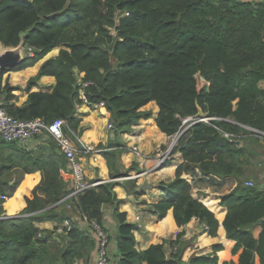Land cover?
<instances>
[{
	"label": "trees",
	"instance_id": "1",
	"mask_svg": "<svg viewBox=\"0 0 264 264\" xmlns=\"http://www.w3.org/2000/svg\"><path fill=\"white\" fill-rule=\"evenodd\" d=\"M126 12L128 15L123 16ZM27 30L24 45L35 50L27 65L54 49L58 54L41 64L25 89L29 91L43 75L53 76L55 86L49 93L30 92L28 105L17 108L9 104L15 88L1 86V78L24 64L0 70L1 103L9 115L47 122L64 119L76 131L78 119L74 114L77 105L83 103L78 95L77 72L91 82L84 88V97L103 102L102 109L110 113L116 132L128 133L141 118H149L152 112L143 108L154 102L157 128L167 136L181 132L171 152L179 153L182 162L167 185L168 199L155 204L159 218L171 208L178 227L198 218L208 227L209 235H215L218 222L191 196L193 184L181 175L193 179L199 172L204 177L201 180L208 177L213 183H217L214 176L234 177L235 188L221 196L220 205L226 208L222 226L226 237L235 241L232 253L241 249L237 264H255L257 257L264 264V189L245 185L257 158L248 146L255 140L254 133L243 127L264 131V88L259 86L264 81V2L0 0L1 44L16 46L19 34ZM196 105L212 120L184 123L195 116ZM235 140L242 144H234ZM114 146L122 149L119 144ZM116 149L105 153L111 169H115ZM51 150L57 155L55 146ZM53 161L42 167L41 180L25 194L21 216L0 218V264H74L79 258L93 261L96 241L89 226L86 230L73 226L57 234L55 229L42 231L33 224L44 218L60 222L69 218L65 207L58 211L72 192L58 174L66 161ZM4 171L0 167V177ZM115 185L100 183L76 198L70 197L69 202L74 213L100 226L109 245H116L112 263L187 264L180 252L168 258L164 244H152L140 252L134 249V227L118 211ZM8 191L7 183L0 182V194ZM2 203L0 198V208ZM106 207L113 208L117 222L116 233L110 235L104 224ZM258 222L262 231L255 238L251 228ZM39 232L43 237L37 239ZM189 264H217V259L195 256Z\"/></svg>",
	"mask_w": 264,
	"mask_h": 264
},
{
	"label": "crops",
	"instance_id": "2",
	"mask_svg": "<svg viewBox=\"0 0 264 264\" xmlns=\"http://www.w3.org/2000/svg\"><path fill=\"white\" fill-rule=\"evenodd\" d=\"M243 1L264 2V0ZM53 52L47 53L31 65L21 63L19 65L24 64V66L18 68L19 65H17L15 68L18 69L9 70L2 75L1 86L9 84L15 88L11 92L13 98L9 104L17 108H24L28 105L30 92L49 93L52 91L55 86V78L49 75L37 78L29 91L25 87L29 79L36 77L41 64L56 56ZM259 86L264 88V81ZM143 109L151 110L152 115L147 119L141 118L131 126L130 132L119 133L113 128L108 129L107 124L111 121L108 111L90 108L85 104L76 107L74 117L78 119V125L76 131L72 130L74 136H71L74 144L78 149L90 144L101 150L99 153L82 154L86 181L116 183L113 191L120 201L118 211L124 213L126 222L134 227V249L137 252L147 249L152 244H164L165 255L168 258L171 257V247H175L174 255L180 252L181 259L187 264L195 256L216 258L217 264L230 262L237 264L241 249L236 254L232 253L235 241L226 237L222 226L226 208L220 205L221 196L231 192L235 188L237 180L234 177L220 179L214 176L217 183H213L208 181V177L201 180L200 178L204 177L199 172L193 179L190 175H181L183 179L193 184L191 196L206 206L218 222L215 235H209L208 229L203 228L204 223L198 218H192L187 224L178 227L171 208L166 210L164 217L159 218L160 210L155 208V204L168 199L167 185L174 180L175 169L182 162V158L179 153L171 152L160 168L143 173L144 170L155 164L157 156L164 154L173 141V136L165 135L155 124L158 113L156 104L149 102ZM112 131H114L113 135ZM253 138L255 140L249 143V147L255 151L257 160L249 175L245 177V181H252L254 185H259L263 189L264 140ZM49 139L51 138L42 133L25 146L17 143L0 144V167L5 168L0 182H6L9 188L8 194H0V198L3 199L0 218L21 216V210L26 205L24 196L30 194L41 180L42 167H48L51 160H54L53 162L56 164L62 162L64 157L61 151L56 144L52 143L53 140ZM114 142L119 144L122 149L114 148ZM241 144L242 142L239 141L238 145ZM54 146L57 155H54L51 150ZM115 149L118 150L116 152L117 159L114 163L112 162L115 169H111L107 164L105 153ZM62 167H59L58 170L59 178L68 182L69 187L72 188L71 175L64 172ZM123 176H130V178L123 179ZM70 197L69 195L62 200L63 204L60 205L58 211H62L65 207L69 216L67 219L71 220L72 225L86 230L87 224L82 220L81 215L67 208L71 200ZM60 223L58 219L48 218L33 222L38 229L48 232L53 231ZM104 224L109 235L116 233L117 222L112 207L104 209ZM261 231L260 222L251 228V233L255 238ZM171 242H175V244H171ZM109 250L110 257L111 254H117L115 244H110ZM255 264H260L258 257L255 259Z\"/></svg>",
	"mask_w": 264,
	"mask_h": 264
},
{
	"label": "built area",
	"instance_id": "3",
	"mask_svg": "<svg viewBox=\"0 0 264 264\" xmlns=\"http://www.w3.org/2000/svg\"><path fill=\"white\" fill-rule=\"evenodd\" d=\"M128 15V13H123V16ZM113 31V29H111ZM26 47V57L29 59L34 58L35 50L33 47ZM91 82L83 80V74L77 72V86L78 95L83 99V103L90 108L102 109L103 102H91L84 97V88L90 85ZM78 106V105H77ZM205 119L204 121L208 120ZM185 123V120H184ZM109 129L113 128L111 122L107 124ZM248 130L254 133V136L264 140V131H258L249 127ZM46 134L50 137L57 145L58 149L61 151L65 161L66 167L64 172L71 175L72 180V192L71 197L76 198L79 193L86 190L87 188L94 187L100 184V181L87 182L86 175L84 172L82 164V154L99 153L101 150L90 144H86L83 148L78 149L76 144H74L71 136H74L73 131L68 127L67 121L64 119H55L51 122H47L41 118H35L31 120H24L17 117L9 115L5 108L2 106L0 101V143H17L21 146L27 145L34 137L39 134ZM226 136H231L226 134ZM172 144V143H171ZM171 146V145H170ZM173 149L170 147L161 156H157L155 164L151 165L148 169L144 170L143 173L153 171L154 169L160 168L164 161L167 159L169 153ZM130 176H123V179H128ZM247 186H253L252 181H247L245 183ZM264 189V188H263ZM67 208H70L68 205ZM82 220L87 224V228H91V233L95 237L96 247L94 253V263L93 264H113L110 258V253L108 249L109 239L105 230H103L96 223L87 221L85 216H81ZM72 222L69 219H64L62 222L56 226L55 232L57 234L65 233L72 228ZM205 230L208 229L206 225L203 226ZM43 237L41 232L37 233L36 238L40 239ZM170 254L174 255L175 247H171Z\"/></svg>",
	"mask_w": 264,
	"mask_h": 264
},
{
	"label": "water",
	"instance_id": "4",
	"mask_svg": "<svg viewBox=\"0 0 264 264\" xmlns=\"http://www.w3.org/2000/svg\"><path fill=\"white\" fill-rule=\"evenodd\" d=\"M28 32L29 30L19 34L20 40L16 46H3L0 42V70L14 68L15 66L23 63L27 59L26 47L24 45V37L28 34ZM196 108L197 111L195 116L187 118L185 120V123L188 121H192L190 124L192 125L196 122L204 121L205 119H207L201 107L196 105ZM209 119L212 120V118ZM113 132L114 131L111 132L112 135ZM180 134L181 132H178L173 136V141L170 146L171 149L175 147ZM233 143L238 145L239 141L235 140L233 141Z\"/></svg>",
	"mask_w": 264,
	"mask_h": 264
},
{
	"label": "rangeland",
	"instance_id": "5",
	"mask_svg": "<svg viewBox=\"0 0 264 264\" xmlns=\"http://www.w3.org/2000/svg\"><path fill=\"white\" fill-rule=\"evenodd\" d=\"M52 51H54L53 53H54V55L56 54H58V49H54V50H52ZM32 61H31V59H29V58H27L23 63L24 64H30ZM151 111V110H150ZM152 112V111H151ZM109 129V128H108ZM249 146V145H248ZM73 226V225H72ZM90 236H92L94 239H95V237H94V235H93V232L92 233H90ZM49 242V241H48ZM95 247H96V244H95ZM94 252H95V249H94ZM92 263H94V255H93V261L91 262V263H89V262H86V260H84V258H79V259H75L74 260V264H92Z\"/></svg>",
	"mask_w": 264,
	"mask_h": 264
}]
</instances>
